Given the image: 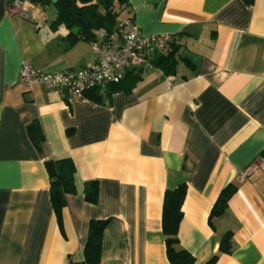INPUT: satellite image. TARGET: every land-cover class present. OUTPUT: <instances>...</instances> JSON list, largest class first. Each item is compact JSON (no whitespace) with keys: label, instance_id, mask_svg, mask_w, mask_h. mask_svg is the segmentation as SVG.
I'll return each mask as SVG.
<instances>
[{"label":"crops","instance_id":"obj_1","mask_svg":"<svg viewBox=\"0 0 264 264\" xmlns=\"http://www.w3.org/2000/svg\"><path fill=\"white\" fill-rule=\"evenodd\" d=\"M0 0V264L84 263L92 220H106L93 264H170L163 194L186 184L178 241L203 264H264V0H128L141 35L168 33L175 73L145 67L107 102L19 81L22 62L48 72L94 59L71 39L56 0H29L24 16ZM36 130L37 142L28 126ZM69 157L73 192L61 228L44 160ZM97 199L84 198L85 182ZM228 183L226 211L208 222ZM231 232L232 250L219 252Z\"/></svg>","mask_w":264,"mask_h":264},{"label":"trees","instance_id":"obj_2","mask_svg":"<svg viewBox=\"0 0 264 264\" xmlns=\"http://www.w3.org/2000/svg\"><path fill=\"white\" fill-rule=\"evenodd\" d=\"M128 0H56V17L53 23H61L67 29L71 39L85 41L95 40V31L112 30L121 18L119 14ZM124 17L132 18L130 15ZM151 67L160 69L164 74L175 73L177 63V46L171 42L169 50L164 53L154 52L147 56ZM143 68H133L124 72L117 81L107 84L103 89L89 88L83 94L85 99L99 102L104 96L107 102L119 91L128 92L141 78ZM32 138L37 142L36 130L28 126ZM49 178V193L52 209L61 228V210L65 205V196L75 189V167L69 157L49 158L44 160ZM235 183H228L219 192L213 203L208 222L222 215L227 209V201L236 190ZM84 198L89 202L97 199V183L94 180L85 182ZM186 192L185 182L173 188H166L163 194L161 228L164 236L166 258L170 264H193L194 256L182 248L178 241V224L182 218V203ZM106 220H92L88 226V237L83 248L84 263L93 264L99 260L102 230ZM232 250L231 232L225 231L220 237L219 252L229 253ZM217 254L212 255L203 264H214Z\"/></svg>","mask_w":264,"mask_h":264},{"label":"built area","instance_id":"obj_3","mask_svg":"<svg viewBox=\"0 0 264 264\" xmlns=\"http://www.w3.org/2000/svg\"><path fill=\"white\" fill-rule=\"evenodd\" d=\"M27 1L8 0V14L23 17ZM95 35V40L88 42L94 56L91 63L79 70L48 72L22 62L19 81L26 87L42 84L46 89L85 99L83 93L89 88L103 89L107 84L117 82L129 69L151 67L147 56L167 52L172 42L168 33L141 35L133 19L128 17L120 18L110 31L96 30ZM66 264L74 263L68 260Z\"/></svg>","mask_w":264,"mask_h":264},{"label":"rangeland","instance_id":"obj_4","mask_svg":"<svg viewBox=\"0 0 264 264\" xmlns=\"http://www.w3.org/2000/svg\"><path fill=\"white\" fill-rule=\"evenodd\" d=\"M54 6V4H52Z\"/></svg>","mask_w":264,"mask_h":264}]
</instances>
